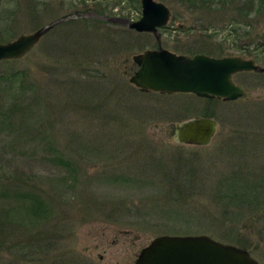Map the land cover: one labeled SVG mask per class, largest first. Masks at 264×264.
Segmentation results:
<instances>
[{
	"label": "rangeland",
	"instance_id": "obj_1",
	"mask_svg": "<svg viewBox=\"0 0 264 264\" xmlns=\"http://www.w3.org/2000/svg\"><path fill=\"white\" fill-rule=\"evenodd\" d=\"M156 1L171 12L161 47L264 66V0H242L241 13L239 0L209 10ZM140 16L139 0H0V42L62 18L23 57L0 62V264H133L162 234L241 239L264 264V202L211 197L230 173L264 181V73L235 74L244 94L229 101L141 92L129 82L132 56L157 42L122 22ZM201 116L218 124L210 143L178 144L175 124ZM188 159L203 165L195 179L204 188L175 201L151 162L158 173ZM25 246L32 263L22 261Z\"/></svg>",
	"mask_w": 264,
	"mask_h": 264
},
{
	"label": "water",
	"instance_id": "obj_2",
	"mask_svg": "<svg viewBox=\"0 0 264 264\" xmlns=\"http://www.w3.org/2000/svg\"><path fill=\"white\" fill-rule=\"evenodd\" d=\"M141 16L135 21L123 20L127 27L139 33L154 35L157 47L132 56L137 69L129 82L142 92L164 94L192 93L201 98L235 100L244 90L232 81L240 71L264 72L253 59L240 56L212 57L202 53L191 56L176 54L160 45L158 29L167 24L171 12L162 2L140 0ZM112 22L121 21L110 18ZM59 21H52L31 33L0 42V62L23 57ZM217 121L211 117L190 118L175 124L173 139L178 144L206 146L217 131ZM133 264H261L249 251L207 234H162L142 247Z\"/></svg>",
	"mask_w": 264,
	"mask_h": 264
},
{
	"label": "trees",
	"instance_id": "obj_3",
	"mask_svg": "<svg viewBox=\"0 0 264 264\" xmlns=\"http://www.w3.org/2000/svg\"><path fill=\"white\" fill-rule=\"evenodd\" d=\"M83 2L85 0H82ZM187 3V7H193L196 8V6H200L206 10L215 8L213 5L218 4V9H221V7L224 5H229L230 3H233L235 0H179V2ZM242 0L237 1L236 5V11L240 12L243 11L242 8ZM244 14V16H247L246 12H243L242 14H239L241 17ZM56 21V19L54 20ZM75 21L68 20L66 21V24L72 28H78L76 26L77 23H74ZM59 22L58 24H60ZM56 26H59V25ZM55 26V27H56ZM69 31L68 29H65L64 31ZM130 30V29H129ZM260 46H264V42L258 43ZM129 85V84H128ZM132 90V89H131ZM210 100V99H208ZM208 116V114H207ZM210 117V116H209ZM231 133H237L235 130ZM237 135L241 140L239 142V145H244L246 143L243 142L245 138H243L240 133L234 134ZM243 138V139H242ZM231 141V140H227ZM223 143L222 148L224 144H227V146L232 147L233 143L227 142ZM225 149V147H224ZM233 161V160H232ZM154 160L151 162V170L153 172L154 177L158 176L157 183L161 186V188L165 191L164 195L166 196H172L175 201L184 202L186 194H192L195 189L204 188L203 182L201 178L200 180H196L197 176L202 175L203 170L202 166L196 165L192 160H176L172 164H170L168 167L162 166L158 173L156 170L158 169L155 164L153 165ZM162 164V163H161ZM232 165V164H231ZM161 172V173H159ZM151 173V172H150ZM152 174V173H151ZM253 174H242L241 172H234L230 173L228 176H222L221 179H218L214 186H212V196L217 202H219L221 205H230L235 204L236 207L241 206H261L264 202V181L261 180H253ZM259 179H263V177H260ZM20 192V191H19ZM22 194V193H20ZM163 195V199H165ZM263 198V199H262ZM172 200V199H171ZM260 203V205H259ZM227 211L228 208H227ZM226 212V211H225ZM0 222V233L2 230V227ZM4 234V232H3ZM226 237V236H225ZM231 240V241H230ZM39 240L36 239L37 243ZM49 242H51L48 239ZM234 241L233 239L229 238V242ZM235 244L238 246L246 247L247 244L241 239H235ZM35 243L32 244V246H35ZM48 245V244H46ZM2 246V244H0ZM28 249H31V246H25L19 248V253L23 255L25 259H23V262H33V259L31 255L29 254ZM35 249V248H34Z\"/></svg>",
	"mask_w": 264,
	"mask_h": 264
},
{
	"label": "flooded vegetation",
	"instance_id": "obj_4",
	"mask_svg": "<svg viewBox=\"0 0 264 264\" xmlns=\"http://www.w3.org/2000/svg\"><path fill=\"white\" fill-rule=\"evenodd\" d=\"M164 27H166V26H164ZM164 27H162V28H164ZM160 29V28H159ZM254 60V59H253ZM254 63L256 64V62H255V60H254ZM258 65V64H257ZM260 66V65H259ZM244 72H257V71H240V72H237V73H244ZM237 73H235V74H237ZM257 73H264V72H257ZM235 74H233L232 75V81H233V76L235 75ZM234 82V81H233ZM235 83V82H234Z\"/></svg>",
	"mask_w": 264,
	"mask_h": 264
}]
</instances>
